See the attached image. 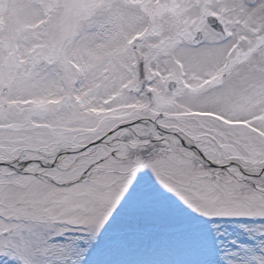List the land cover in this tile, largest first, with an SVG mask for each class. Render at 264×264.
Instances as JSON below:
<instances>
[{
  "label": "snow or ice",
  "instance_id": "6c2138e0",
  "mask_svg": "<svg viewBox=\"0 0 264 264\" xmlns=\"http://www.w3.org/2000/svg\"><path fill=\"white\" fill-rule=\"evenodd\" d=\"M0 264H264V0H0Z\"/></svg>",
  "mask_w": 264,
  "mask_h": 264
}]
</instances>
